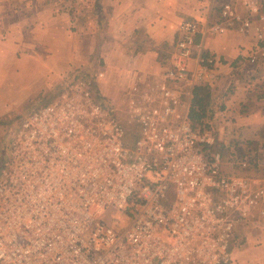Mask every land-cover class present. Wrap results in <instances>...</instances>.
<instances>
[{"label":"built area","instance_id":"1","mask_svg":"<svg viewBox=\"0 0 264 264\" xmlns=\"http://www.w3.org/2000/svg\"><path fill=\"white\" fill-rule=\"evenodd\" d=\"M260 1L214 0L216 18L179 24L168 66L129 90L131 143L87 77L22 118L0 164V264L232 263L237 227L264 220V185L224 172L214 133L193 126L194 89L223 65L196 37L253 31L256 63ZM234 166L246 170L249 159ZM108 210L124 229L106 222Z\"/></svg>","mask_w":264,"mask_h":264},{"label":"crops","instance_id":"2","mask_svg":"<svg viewBox=\"0 0 264 264\" xmlns=\"http://www.w3.org/2000/svg\"><path fill=\"white\" fill-rule=\"evenodd\" d=\"M0 1L1 12L23 0ZM213 1L96 0L90 15L83 18L65 9L58 13L38 10L37 27L19 25L0 32V102L7 108L23 107L49 93L67 72L83 71L96 63L104 75L98 74L95 80L102 102L124 105L130 88L157 79L168 66L183 20L204 26L217 17L219 8ZM254 35L252 31L207 37L199 33L196 37L223 64L216 79L204 83L210 94L204 121L213 127L217 142L225 145L257 143L264 147V58L256 63L248 59ZM25 37L31 42L25 43ZM246 64L252 68H242ZM257 183L264 185L262 180ZM230 249L231 264H264V220L241 222Z\"/></svg>","mask_w":264,"mask_h":264},{"label":"rangeland","instance_id":"3","mask_svg":"<svg viewBox=\"0 0 264 264\" xmlns=\"http://www.w3.org/2000/svg\"><path fill=\"white\" fill-rule=\"evenodd\" d=\"M95 1L96 0H23L20 3L18 2L11 3L9 6L1 9V12H0V30L1 31L0 32L2 33V30L7 31V29L9 28L19 27V25H22V26L25 25L27 28L30 27L31 29L37 27V23H38L37 20H39L40 16L39 14L38 16H36L35 12L41 9H48V11H51L52 9V11H55L57 13L63 9H65L66 11L70 10L73 14H75L76 17L81 16V18H83L84 15L86 16L90 15L92 11L91 9L92 5L95 4ZM260 2L263 8V11H264V0H261ZM2 4L3 3L0 1V5ZM30 37L29 38L25 37L24 39L25 43H28V41L31 42ZM60 40H61L60 42H62V39ZM60 64L62 67L65 65L64 62H60ZM89 66L90 67H87V69L83 71H79L81 69H73V71H70L69 73L67 72L66 76H64V78H62L60 82L56 81L57 86L54 87L49 93L40 94L37 98L32 100V102L27 103L23 107L7 108V104H5V102H0L2 106L0 107V164L6 157L8 145L12 137L14 136V133L16 132L17 128L19 127L22 118L36 111L42 105L52 102L63 92H70L71 88L75 86L77 81L80 78H82L83 75L85 77L88 76L89 79H92L94 83L93 91L95 95L102 100V97L99 96L98 90L96 88L95 80L97 78V75L101 73V71L103 72V70H101L102 69L101 66L96 63L95 64L92 63ZM71 67L73 66L71 65ZM242 68L248 69V68H252V66L250 64H246ZM87 72L89 73L87 74ZM58 73L59 72H57L56 74ZM49 94L52 95L51 98L49 97L50 96ZM104 102L106 103V105L109 104V101H107L106 99L104 100ZM108 106H111V105H108ZM115 106L113 105L112 108H117L119 110V114H120L119 118L124 123V126L126 127L130 135V137L127 139V142L131 143L134 137V130H133V126L129 123V117H128L129 115L127 114L126 108L124 105L116 106V107ZM214 152H220V153L222 152V142L221 143L217 142L216 146L214 147ZM261 155L263 158V161L260 163L262 169L259 170L257 174L247 175V177L261 179L262 181H264V148H261ZM233 165L234 164L225 162L222 169L226 173L233 174L232 172L237 171L236 170L237 167L234 168ZM114 217L115 219L120 220V222L122 223L121 226L119 227L116 226V229L117 228L124 229V226H126V219L120 214H116V211L114 210H108L106 212L105 220L108 224L112 225Z\"/></svg>","mask_w":264,"mask_h":264},{"label":"trees","instance_id":"4","mask_svg":"<svg viewBox=\"0 0 264 264\" xmlns=\"http://www.w3.org/2000/svg\"><path fill=\"white\" fill-rule=\"evenodd\" d=\"M209 90L206 85H199L194 89L193 104L191 106V121L195 128L213 130L208 123H205L204 118L210 106L209 103ZM213 132V131H212ZM264 148V147H261ZM261 148L257 143L240 144L232 142L230 144L222 143V167L226 163L236 165L244 158L249 159V166L246 170L240 171L236 168V172H232L234 175L247 176L257 174L262 169L260 163L263 161L261 155ZM224 171V170H223ZM240 171V172H238Z\"/></svg>","mask_w":264,"mask_h":264}]
</instances>
